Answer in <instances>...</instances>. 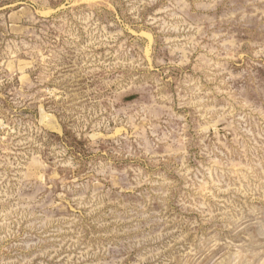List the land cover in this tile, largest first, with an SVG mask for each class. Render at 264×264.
<instances>
[{
	"label": "rangeland",
	"instance_id": "obj_1",
	"mask_svg": "<svg viewBox=\"0 0 264 264\" xmlns=\"http://www.w3.org/2000/svg\"><path fill=\"white\" fill-rule=\"evenodd\" d=\"M0 264H264V0H0Z\"/></svg>",
	"mask_w": 264,
	"mask_h": 264
}]
</instances>
